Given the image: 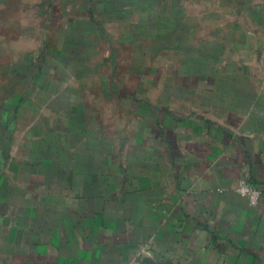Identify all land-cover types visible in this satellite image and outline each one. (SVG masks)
Wrapping results in <instances>:
<instances>
[{
	"label": "crops",
	"instance_id": "obj_1",
	"mask_svg": "<svg viewBox=\"0 0 264 264\" xmlns=\"http://www.w3.org/2000/svg\"><path fill=\"white\" fill-rule=\"evenodd\" d=\"M45 5L0 35V264H264V0Z\"/></svg>",
	"mask_w": 264,
	"mask_h": 264
},
{
	"label": "rangeland",
	"instance_id": "obj_2",
	"mask_svg": "<svg viewBox=\"0 0 264 264\" xmlns=\"http://www.w3.org/2000/svg\"><path fill=\"white\" fill-rule=\"evenodd\" d=\"M59 1V0H56ZM46 0H0V35L6 30L13 32L12 24L15 23L16 19L22 18L24 21V33L30 30V25L37 23L38 21L45 24V9H46ZM59 7V5H57ZM153 7H156L157 11H160V5L155 4ZM23 10V12H22ZM22 13V16L20 14ZM3 20V21H2ZM6 21V22H5ZM178 21V20H177ZM4 23L6 26L4 27ZM27 25V26H26ZM45 29V27H44ZM115 29V28H114ZM137 32V29H134ZM116 36V33H115ZM94 56H92L93 59ZM125 54L124 57L125 58ZM262 64V61H261ZM262 69L264 65L262 64ZM124 69H119V75L122 76ZM104 74H110V70H104ZM115 74V72H113ZM160 73L156 74V77H161Z\"/></svg>",
	"mask_w": 264,
	"mask_h": 264
},
{
	"label": "built area",
	"instance_id": "obj_3",
	"mask_svg": "<svg viewBox=\"0 0 264 264\" xmlns=\"http://www.w3.org/2000/svg\"><path fill=\"white\" fill-rule=\"evenodd\" d=\"M262 64L264 65V57H262ZM235 191L251 205H257L262 197L261 191L244 178L238 180Z\"/></svg>",
	"mask_w": 264,
	"mask_h": 264
}]
</instances>
